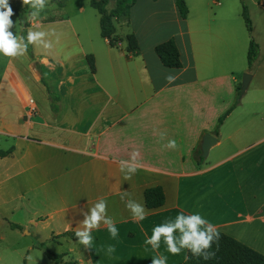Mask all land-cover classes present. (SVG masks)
I'll return each mask as SVG.
<instances>
[{
    "label": "crops",
    "instance_id": "obj_1",
    "mask_svg": "<svg viewBox=\"0 0 264 264\" xmlns=\"http://www.w3.org/2000/svg\"><path fill=\"white\" fill-rule=\"evenodd\" d=\"M116 1L109 0V11ZM70 3L59 7L56 17L36 24V31L59 36H45L52 49L33 46L43 74L55 73L57 111L44 76L27 54L16 59L0 55L6 62L0 78L12 86L0 84V138L15 148L0 160V188L16 181V187L0 191V216L20 212L30 225L43 226L51 243L67 246L63 255L71 260L63 264H151L156 255L167 256V264H183L187 250L172 255L163 241L157 251L145 244L154 226L181 211L199 213L219 232L258 251L255 233L264 236L263 40L247 68V40L232 3L212 0L216 9L209 11L203 3L197 18L189 11L183 19L176 0H137L129 22L114 20L118 44L113 48L101 36L100 15L95 19L80 2L68 11ZM262 19L259 31L264 35V15ZM130 34L138 42L136 55L128 52L125 38ZM170 39L179 49L181 69L166 68L156 54L155 48ZM89 55L94 57V73ZM255 67L259 73H251L249 85L254 95L245 103L239 99L240 78ZM169 75L174 82H167ZM29 82L42 84L44 102L43 118L37 107L31 121L26 120L34 102L27 99ZM11 111L19 116L17 124L10 120ZM35 126L43 131L36 134ZM206 134L218 143L199 164ZM170 139L177 142L176 149L164 147ZM134 150L139 167L125 179L118 162L130 159ZM155 187L163 189L165 204L150 210L145 191ZM100 198L107 202L118 237L112 239L103 224L92 231L90 250L61 237L75 233L83 212ZM128 199L144 205V220L133 219ZM16 200L19 206H10ZM109 245L115 247L111 254Z\"/></svg>",
    "mask_w": 264,
    "mask_h": 264
},
{
    "label": "clouds",
    "instance_id": "obj_2",
    "mask_svg": "<svg viewBox=\"0 0 264 264\" xmlns=\"http://www.w3.org/2000/svg\"><path fill=\"white\" fill-rule=\"evenodd\" d=\"M49 0H21L23 6H28L31 11L28 16L30 21H35L39 17L40 12L46 7ZM14 15L9 0H0V55L12 59L23 57L27 54L28 46H39L45 50H51L52 44L46 41L45 36L51 34L59 36L55 32L33 31L27 32V37L14 34L11 29L16 27L11 19ZM168 83L174 82L175 77L169 75L165 77ZM160 138L164 139L165 134L160 133ZM167 149H176L177 142L174 139L168 140L164 145ZM139 152L133 151L130 159H121L119 168L125 173V179H130L138 170ZM128 193L125 192L121 199H124ZM126 207L136 221H142L146 218V211L143 204L128 199ZM84 219L80 222L81 227L77 228L74 235L79 244L86 249L93 248L92 231L99 229L101 224L107 227L112 239H116L119 235L114 220L107 214V202L103 198L91 206L88 211L83 212ZM220 233L211 222L202 217L199 213L185 214L183 211L177 214L174 219L167 218L164 222L156 225L152 229L150 237L146 238L145 244L150 245L153 251L159 250L161 241L166 245V250L172 255H180L183 250H187L192 256L207 260L214 253L210 251L213 243L219 241ZM111 254L115 251L113 245H109L107 249ZM151 264H167V256L156 255L151 259Z\"/></svg>",
    "mask_w": 264,
    "mask_h": 264
},
{
    "label": "rangeland",
    "instance_id": "obj_3",
    "mask_svg": "<svg viewBox=\"0 0 264 264\" xmlns=\"http://www.w3.org/2000/svg\"><path fill=\"white\" fill-rule=\"evenodd\" d=\"M21 1V0H20ZM53 0H49L46 7L40 12L39 17L35 21H30V24H34L35 26L31 29L33 31H36V24L41 23L43 21L44 17H56V13L59 11V6L55 3H52ZM71 3L69 4L68 11H71L72 5L74 2H80L82 4L86 5V8L88 10V13L92 15L95 19L99 17L98 12L93 9L90 6L91 0H69ZM68 1V2H69ZM67 2V3H68ZM188 2V7L190 11V15L192 19H195L198 17V14L200 12L201 7H203V3L207 4V7L210 11V8H215L214 5H212V0H186ZM233 4V8L236 14H238V24H240L244 36L247 40V55L250 47V41L251 37L253 36L254 40L258 44L259 41L263 40L264 42V35L260 34V25L263 21L262 15H264V0H227V6L229 4ZM243 4L247 6L249 17L252 21V27H253V35L250 36V33L248 32L247 25L245 23V20L243 18ZM29 8V7H28ZM216 9V8H215ZM31 9L29 8L28 16L30 14ZM16 24V27L11 29L13 33L15 34L17 30L19 32L21 31L22 35V21L21 18L18 16L11 18ZM31 27V25H30ZM29 27V28H30ZM29 30V29H28ZM259 45V44H258ZM127 43L123 42V47L126 48ZM263 57H264V49H263ZM8 58V57H7ZM245 67L248 68V56L244 59ZM6 62H4V59L0 57V77H1V71L5 67ZM252 72H258L259 68H249L248 72L250 75H252ZM39 74L43 78L44 76V82L45 85L51 90L52 93L55 94L56 90V79H55V73L54 72H46L43 74V66L40 68ZM246 73H244L240 78V83H243V77ZM256 82V81H255ZM0 84L4 85L5 89H12V86L7 84V81L4 83L3 79L0 78ZM29 86L26 88L27 91V99L28 100H34L36 107H38V110L43 118V89L42 84H36L35 82H29ZM246 95L243 96L241 100H243L245 103L248 102L251 97L254 95V87H250L248 91L245 93ZM37 110V112H38ZM10 120H12L15 124H17V121L19 119V116H16V111H11L9 113ZM28 120V119H26ZM35 120V118H34ZM38 122V121H37ZM36 128V134L38 132L43 131V128H39L38 126H35ZM13 147L12 143L4 140L3 138H0V150H7L9 148ZM7 185L12 186L13 188L16 187V181L10 180L9 182H6V184L2 185L0 188V191L2 189L4 192H7L8 190L5 189ZM4 186V188H3ZM9 188V187H8ZM20 200H16L15 202H12L10 206H19ZM27 218L25 215L21 214L20 212H17L15 216H11L8 218H4L0 216V264H56L53 260H51L47 254L40 249L38 246L41 244H45L49 250H51L53 253L58 255H63L67 251V246H58V244L51 243L47 239V232H43V226L35 227L34 225H30L27 222ZM9 223L17 224L22 227V229H12L9 225ZM256 237L254 240V244L256 245L257 252H260L264 255V236L263 234H257L255 233ZM253 249V248H252ZM70 255L63 256L62 262L60 264H63V262H69Z\"/></svg>",
    "mask_w": 264,
    "mask_h": 264
},
{
    "label": "trees",
    "instance_id": "obj_4",
    "mask_svg": "<svg viewBox=\"0 0 264 264\" xmlns=\"http://www.w3.org/2000/svg\"><path fill=\"white\" fill-rule=\"evenodd\" d=\"M69 0H53L52 3L57 4L59 7H64ZM158 1V0H153ZM10 5L13 9L14 15L12 17L18 16L22 21V35L26 38L27 32L30 27V21L28 19V6H23L20 0H9ZM137 0H117L115 3V8L111 11L108 10L109 0H91L90 6L95 9L101 19V36L109 40L110 46L115 48L118 44V38L116 36L117 28L115 26L114 20L117 19L119 22H129L131 9L135 6ZM176 6L180 12L183 19H187L189 15V8L185 0H176ZM243 18L247 25L248 32L252 35V21L248 14V9L245 4H243ZM126 41L128 43V52L137 54L139 51L138 42L133 34L126 36ZM156 54L161 60V63L170 69H181V59L179 49L174 39H170L155 48ZM27 55L34 62L35 68L40 72L41 66L35 60V55L33 52V45L28 46ZM259 55V45L256 43L253 37H251L250 47L248 51V65L251 67L255 59ZM87 62L91 71L95 72V62L94 57L87 56ZM42 82H45L42 79ZM242 87V86H241ZM241 87L239 91H241ZM49 94V99L51 101V107L53 111H57L58 107L56 102L59 101V97L52 93L47 87ZM240 94V93H239ZM241 101L238 100L235 108L240 106ZM231 112V111H230ZM229 114V113H228ZM225 117L220 120V126L223 123ZM215 135L219 137L220 127L217 128ZM15 151L14 147L8 150H0V160L11 156ZM199 164L203 163L205 159L202 157L201 151L198 154ZM145 203L146 207L150 210L161 208L165 204V194L161 187L150 188L145 191ZM12 229H22L21 226L13 223H9ZM220 233L219 241L213 243L210 251L214 255L210 259H203L202 257L197 258L188 252L186 261L183 264H264V255L260 252L255 251L249 246L243 244L242 242L228 236L222 232ZM61 237H70L73 240H77L74 233L67 232L61 235ZM42 249L47 256L53 260L56 264L62 262L63 256L53 253L47 248L45 244L38 246Z\"/></svg>",
    "mask_w": 264,
    "mask_h": 264
},
{
    "label": "water",
    "instance_id": "obj_5",
    "mask_svg": "<svg viewBox=\"0 0 264 264\" xmlns=\"http://www.w3.org/2000/svg\"><path fill=\"white\" fill-rule=\"evenodd\" d=\"M252 81V75L249 73H246L243 77V83L241 87V91L239 94V99L241 100L245 93L247 92L249 85ZM218 143V139L210 134H206L203 137L202 145H201V151H202V157L207 158L209 155V152L213 146H215Z\"/></svg>",
    "mask_w": 264,
    "mask_h": 264
},
{
    "label": "built area",
    "instance_id": "obj_6",
    "mask_svg": "<svg viewBox=\"0 0 264 264\" xmlns=\"http://www.w3.org/2000/svg\"><path fill=\"white\" fill-rule=\"evenodd\" d=\"M36 116H37V110H36V107L34 106V102L31 101L30 105L28 107V110L26 112V117H27L28 121H31Z\"/></svg>",
    "mask_w": 264,
    "mask_h": 264
}]
</instances>
